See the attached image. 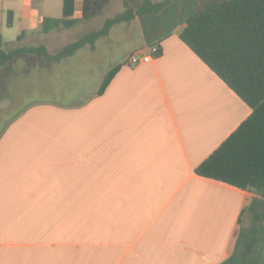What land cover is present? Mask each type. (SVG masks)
Returning <instances> with one entry per match:
<instances>
[{
  "label": "crops",
  "instance_id": "0c3cea01",
  "mask_svg": "<svg viewBox=\"0 0 264 264\" xmlns=\"http://www.w3.org/2000/svg\"><path fill=\"white\" fill-rule=\"evenodd\" d=\"M115 1L121 5L113 0L102 13ZM62 2L0 0L2 41L41 44L54 55L67 30L41 31L45 20L62 18ZM82 6L74 0L71 19L81 20ZM101 14L73 28L85 30ZM158 18L126 24L138 42L125 53L110 34L85 48L90 58L104 51L111 59L103 77L122 63L101 96H94L98 86L72 105L30 103L3 124L0 264H225L232 247L236 258L264 199L194 169L251 111L179 40L182 24L148 34L144 27L159 25ZM157 41L155 60L126 63ZM18 61L51 73L66 60L16 58L0 69L3 84ZM263 226L264 216L249 264H264Z\"/></svg>",
  "mask_w": 264,
  "mask_h": 264
},
{
  "label": "trees",
  "instance_id": "16d2710c",
  "mask_svg": "<svg viewBox=\"0 0 264 264\" xmlns=\"http://www.w3.org/2000/svg\"><path fill=\"white\" fill-rule=\"evenodd\" d=\"M112 1L83 0L81 20H73L74 0H63L62 18L45 20L41 32L70 30L81 22L93 20ZM119 1L121 13L106 19L101 29L83 34L54 55L42 45L14 48L13 44H4L0 36V69L26 56H39L47 63L59 64L85 48L94 50L96 42L107 37L116 25L144 17H160L172 3V0ZM10 24L11 19H8L7 25ZM181 24L179 40L251 111L194 169V174L237 190L254 192L264 199V0H209L186 16ZM160 41L150 46H159ZM121 65H114L106 73L94 96L104 93ZM263 216L264 203L253 215L248 237L238 254L236 252L237 264H249Z\"/></svg>",
  "mask_w": 264,
  "mask_h": 264
},
{
  "label": "rangeland",
  "instance_id": "374dc122",
  "mask_svg": "<svg viewBox=\"0 0 264 264\" xmlns=\"http://www.w3.org/2000/svg\"><path fill=\"white\" fill-rule=\"evenodd\" d=\"M151 1L160 2L162 0ZM206 1L209 0H172L169 8L160 14L158 18L160 24L144 28L148 34L153 33V35L157 36L180 28L183 19L196 12ZM119 8H121V5L118 1H115L87 29L84 30L82 27H77L63 31V35L59 38L57 45L51 47V50H57L66 44L74 42L87 32L101 29L106 19L121 13L122 8L121 10ZM136 23L142 22L137 19ZM131 27L132 29H129L126 28V24H119L111 30L110 39L114 48L120 51L119 54L125 53L134 43L138 42L135 37V28L134 26ZM3 43L8 44L6 40ZM40 45L34 44L32 47ZM100 48L103 49V46ZM111 64V59L104 51L97 52L94 57L90 58L88 57L87 49L78 52L74 57L66 60L59 70L51 73L48 70L40 69V67L31 69L22 61H18L10 71V74H5V83L3 84L0 81V103H7L5 110H1L2 104H0V129L3 128L5 122L16 116L23 106L30 103L46 102L72 105L85 100L95 92L104 72L109 69ZM22 70L23 73H21ZM243 240L244 237L241 236L237 241L233 239L232 244L234 241L237 246ZM233 255L232 247L230 259L225 264H237V258L234 259Z\"/></svg>",
  "mask_w": 264,
  "mask_h": 264
},
{
  "label": "built area",
  "instance_id": "2783aa9c",
  "mask_svg": "<svg viewBox=\"0 0 264 264\" xmlns=\"http://www.w3.org/2000/svg\"><path fill=\"white\" fill-rule=\"evenodd\" d=\"M160 52L158 45H151L145 49L136 50L127 59V64L133 67L147 64L155 60Z\"/></svg>",
  "mask_w": 264,
  "mask_h": 264
}]
</instances>
